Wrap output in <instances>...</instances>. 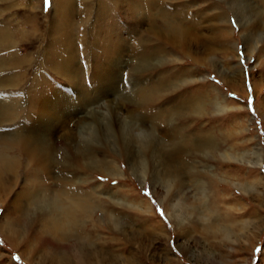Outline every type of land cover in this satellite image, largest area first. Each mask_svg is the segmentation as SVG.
Masks as SVG:
<instances>
[{
	"label": "rangeland",
	"instance_id": "374dc122",
	"mask_svg": "<svg viewBox=\"0 0 264 264\" xmlns=\"http://www.w3.org/2000/svg\"><path fill=\"white\" fill-rule=\"evenodd\" d=\"M63 1L69 5L67 15L63 13L66 16H62L68 18L64 23V29L67 28L66 30L70 32L69 37H73L76 50V61L73 63L79 71L83 72L89 64L91 52L96 51L100 55L101 51L105 50L107 46L105 41L108 43V36L115 28L116 37L120 40L123 38L122 42L129 45V50L136 49L140 43H150L145 49L150 45H158L156 38L148 32L152 24L156 26L153 22V13L158 8L145 2L141 3L140 0ZM132 1L136 2L135 5H140V11L136 14L130 7ZM162 1L167 8L166 12L184 8L189 16L191 21L189 53L185 55L178 49L169 48L177 42L166 40V52L169 54L167 58L175 60L174 63L149 69H136L135 64L130 65L120 79L118 78L121 94L113 98H104L93 108L78 111V116L70 118L72 122L68 123V119L65 121L67 125H61L60 133L63 134L57 133L55 136L57 139L54 136L52 140L51 137L45 139L49 144L56 143L69 132L74 133L75 130L72 131V128L77 126L80 118L83 119L93 113L103 114L105 118L101 119L99 128L104 127L107 119L109 131L103 132L98 139L93 136V140L88 141L92 144L89 156L104 170L113 168V173L102 174L86 170L74 174L75 178L74 175L71 176L70 171L54 167L55 174L52 178L42 173L40 180L47 189L50 187L54 189L53 184L60 185L58 178L64 175L70 178L71 182H79L73 187L74 189L76 187L75 190L78 192H95L98 196L101 206L100 210L94 213L95 222L85 223L83 227L84 236L94 245V248L88 249L96 251L95 255L99 254L96 256L95 264H264V28L258 25L253 27L260 16L264 22V0ZM0 9L3 15L6 14L4 19H10L9 25L7 24L10 31L13 32V29L17 28L14 49L9 53L5 50L0 53V58L2 57L4 61L0 77L10 80L17 88L14 90L8 88L6 92L0 93H7L9 96L18 94L21 97V113L27 109L28 98L24 95L33 77L37 79L35 82L43 81L48 86H59L61 93L67 89V98H74V86L61 81L56 73H52L50 69L45 70L43 65L44 55H47L52 46L53 49L61 48L59 42L60 38L62 39L60 34L62 32L56 31L57 29L52 31L51 27L54 19L55 22H59L58 12L52 8V0H0ZM239 13L243 15L242 19L239 18ZM31 20L34 24L33 29ZM184 27L190 28L189 25ZM252 44L258 46L255 48ZM23 58H30V62L21 63L20 60ZM126 58L128 61L132 59L135 63L133 57L128 55ZM101 62H104V59ZM41 69L44 71L39 75L37 72ZM158 80L161 81L159 93L157 97L149 100L152 106L148 107V103H143L141 111L138 110L139 107L134 110L132 106L128 105V108L121 100L124 99V94L131 93L134 86L139 83L153 86L156 81L159 83ZM60 92L58 95L62 100V97L67 95ZM175 99L176 103L180 100L186 106L172 108ZM213 100L222 102L224 110L199 117L192 115V110L188 108L194 101L209 103ZM109 102L117 106L118 112L123 113L122 118L125 121L129 117L137 120L135 132L145 130V134L151 135L152 140L159 145L158 150H161V147L172 146L175 141L188 136H191V142L192 139L210 136L212 139L220 140L214 141L222 143L224 152L229 153L230 157L244 155L243 159L242 156L238 158L240 162L215 161L210 157L203 159L205 155L202 152H194L192 157L183 155L192 168L199 170L206 168L208 171L202 172L198 178L206 184L209 191L211 190V194L216 196L219 211L226 212L229 218L232 217L233 220H230L232 223L245 222L247 228L240 230L241 233L238 231L241 236L243 235L242 238L224 240L220 236L208 237L202 233L200 226L193 222L196 216L194 214L189 216V213L184 214V217L182 214L184 221L180 227L174 226L168 214V206H174L179 198L180 201L183 199V205L190 204L191 199L186 201L184 198L186 194L193 195L191 189L189 190V184L195 176L183 179L186 189L183 188L180 194L177 189L170 193L162 187L158 177L163 175L159 167L165 166L163 157L157 153L155 156L158 157H152L154 155L149 152L142 155L144 149L142 151H138L136 147L131 149L127 140L119 133L121 127H118L117 120L110 114L107 107L111 106ZM122 104H125L124 108L127 111L122 109ZM57 113L66 115V110L61 108ZM160 114L162 117H157ZM89 128L86 135L95 129ZM77 131L79 133L80 128H76ZM4 132L7 133L1 128L0 134L3 135ZM143 134L141 133L142 137ZM54 138L56 142L53 141ZM57 147L62 150V146ZM162 155L166 156L165 153ZM14 157L19 155L16 153ZM157 161L159 165L156 164ZM140 162L144 167L143 173L135 171L134 165ZM250 162L254 165H249ZM24 175V168L18 169L17 176L15 175L18 178L14 176L9 184L10 193L0 195V224L3 226L9 216L17 214L18 201L24 198L23 191L29 185ZM250 182L258 185V196L252 198L248 196L246 186ZM177 185L179 187L180 183ZM175 186L176 184L173 185ZM104 209L111 212L110 216L115 221L108 227L102 218ZM23 228L26 229L28 226ZM29 236L27 230L17 245L7 240L0 228V264H53L48 257L54 250L47 246H36L37 250H30L32 245ZM73 243V241L63 243L67 249L65 247L59 249L58 254L65 255ZM54 262L61 264L59 261Z\"/></svg>",
	"mask_w": 264,
	"mask_h": 264
},
{
	"label": "bare ground",
	"instance_id": "6f19581e",
	"mask_svg": "<svg viewBox=\"0 0 264 264\" xmlns=\"http://www.w3.org/2000/svg\"><path fill=\"white\" fill-rule=\"evenodd\" d=\"M134 1L130 3V7L136 14V12L140 11V5H135L136 2ZM140 2H145L154 8H158L157 11L153 13V22H155L156 26L154 27V24H152V28L148 30L151 36L156 38L158 45H150V47L145 49V46H149L150 43H140L137 44L136 49L129 50V45L122 42L123 38L120 40L116 37L117 34L114 31L116 28L114 30L111 29L112 31L108 36V43L105 41L107 44L105 50H100V55H98L96 51L91 52L88 58L89 64L82 72L79 71V69L77 70L75 63H73L76 61V50L74 48L75 44L73 43V37H69L70 32L69 30H66L67 28L64 29V23L65 21H68V18H62V16L67 15L69 5H67L63 0H52V8L58 12L57 16L59 22H55L54 19L51 23V27L52 31L57 29L56 31L62 32L60 33L62 36V39L60 38V42L56 38V41L61 44V48L57 47V49H53L52 46L47 55H44L45 60L43 61V65L45 70L48 71V69H50L52 73H56L61 81L74 86L75 97L68 99L67 89L61 93L59 91V86H48L47 83L43 81L35 82L37 79L33 77L28 83L30 87L24 95L28 98V106L26 111L23 110L21 113V97L18 94L9 96L7 93V95L5 93H0V127L3 131L7 132H4L3 135L0 134V195L7 194L10 191L9 186L11 185L9 184L14 179L13 177L15 175L17 176L18 169L21 170L22 167L25 170L24 176L27 177V181L29 182V185L26 186L23 191V200L18 201L19 203L16 211L17 214L9 216L4 222V226L0 224L1 232L7 240L18 245L19 240L28 230L31 236H29L31 238L30 243L32 245L30 250L34 249L35 251V249L37 250V247L39 246H47L50 250H54V252L48 257L49 261L53 264H55L54 261H59L61 264H95L94 261H96V256L99 254L95 255L96 251L88 249L90 247L94 248V245L90 240H88V237L84 236L83 227L85 226V223L95 222V218L93 216L96 211L100 210L101 205L99 204L101 203L99 202L98 196L95 192L85 193L75 190L76 187L75 189L73 188L74 184H78L79 182H71V180H69L70 178L65 177L64 175L61 178H58L60 185L53 184L54 189H52V187L47 189L42 184L40 175L45 173L52 178L55 174L53 169L54 167L55 169L62 168L70 171L71 176L86 170H94L102 174L113 173V168L104 170L99 163L89 156V152L92 148L90 145L92 144L88 141H92L93 136L98 139L103 132L108 133L109 131V121L107 119L104 127H102V129L99 128L101 119L105 118V115L93 113L87 117H83V119L80 118V121L78 120L77 122V126L75 125L76 128H80L79 133L78 131L76 132V128L74 127V129L72 128V131L75 130L74 133L69 132L67 136H62L58 139V142H56L55 136L57 133L62 131L61 125H67L71 121V117L75 118L78 116V111L93 108L102 99H108V97L113 98L114 96L121 94L119 93L120 80L118 81V78L123 75V72H125L130 65L135 64L136 69H149L152 67H160L164 64L174 63L175 60L167 58L169 54L166 52V40L176 41L177 44L170 45L169 48L173 50L178 49L185 55L189 53V50H191L190 43L188 42L189 33L191 32V21L184 8H178L175 12H166L167 8L163 4L164 1L162 0H140ZM63 13H66V15H63ZM241 13H239L240 19L243 17ZM5 15L0 12V53L3 50L8 53L12 51L15 47V39L17 36V28L13 29L14 33L10 31V28H8V20L10 19H4ZM261 18V16L257 18V22H255L256 24L253 25V27L258 25L259 27L264 28V22ZM32 20L30 21L31 24ZM240 21L242 22L243 20ZM114 24H112L113 27H115ZM186 25H189L190 28L186 29L184 27ZM33 26L34 24H32V29ZM247 37L249 38L252 36ZM248 38H246V40H249ZM17 39H19V37ZM184 41L187 43L185 44ZM246 52L249 53L248 50ZM128 55L133 57L135 63L132 62V59L129 61L127 60L128 58H126V56ZM102 59H104V62H101ZM20 62H30V58H23ZM3 66L4 61L1 57L0 73H2ZM44 69L39 70V72L36 70V72L38 74L42 73ZM34 75H36V73ZM36 77L38 78V75ZM160 84L161 81H159V83L156 81L153 86H148L145 83H139L134 86L131 93L128 92V95H126L127 93L124 94L123 96L125 97L121 100L125 102L127 107L128 105L132 106L134 110H137L136 108L139 107L138 110L141 111L143 103H148V107L152 106L149 100L153 97H157ZM8 88L14 90L17 87L10 80H5L0 77V91L6 92ZM58 92L63 95L66 94L67 96L64 98L62 97L61 100ZM58 97L60 100H58ZM121 102L122 101H120V103ZM173 103L174 105L172 108H175L174 106L177 108H183L186 106L184 105V102L180 100L176 103V99ZM125 104H122V109H125ZM107 107H109L112 118L117 120L118 127H121L119 129V133L127 140L131 149L136 147L138 151H142L144 149L145 152L142 151V155L149 152L154 155H151L152 157H163L162 159L165 166H160L158 161L156 164L159 165L160 170L163 173V175L158 177V180L161 182V186L166 188L167 191H170L171 193L173 189L174 191L177 189L179 194L182 193L185 183L183 179L191 175H193V177L195 176L189 184V190L191 189L193 195L188 196V194H186L187 199L186 197H183L186 201L191 199L190 204L187 206L183 205V199L180 201L179 198L174 206H168V214L174 226L180 227L184 221L182 214L184 217V214L189 213V216L190 214H194V216H196V219H194L193 222L198 224L202 233L208 237L216 238L220 236L224 238V240H236L238 237H243V235L241 236L238 231L245 230L247 228L245 222L236 224L232 223L230 221L232 217L229 218L226 212L221 213L216 203V196L211 194V190L209 191L207 189L206 184L199 180L198 176L202 172L206 173V168H203V170H199L197 168L194 169L184 158L192 157L194 152H202L203 155H205L203 159L210 157L215 161L222 160L223 162H229L230 160H238V162H240V157L242 156L243 159L244 155L237 154L236 158L230 157L229 153L224 152L223 144L216 143L220 142V140L215 138L212 139L210 136L197 137L198 139H192V142L191 136H188L187 138L175 141L172 146L167 148L161 147V150H158L159 145L152 140L151 135L145 134V130H141L138 133L135 132L137 128L135 126V121L137 120L133 117H129L128 120L125 121V119L122 118L123 113L118 112L119 109H116L117 106L115 107V105L111 103V106L108 105ZM61 108H65L66 115H60L57 113ZM188 108L192 110V115L199 117L202 115L209 116L224 110L222 102L218 103L214 100L209 103L194 101L189 104ZM151 109L149 108V110ZM173 111H175V109ZM61 112L64 113L63 110H61ZM60 117L62 120H60ZM157 117L161 118L162 115H157ZM68 119L69 121L66 123L65 121ZM88 127L95 129L91 134L86 135ZM12 128L15 132H12ZM141 133H144L143 137ZM60 134H63V132ZM53 136L55 137L53 141L56 143L49 144L45 141L48 137H51L52 140ZM58 145L62 146L64 153L62 150L60 151L58 149ZM222 150L223 152H221ZM16 153L19 155L20 159L19 157H14ZM156 153L158 156H155ZM163 153H165L166 156L162 155ZM175 156L176 159H174ZM180 156L181 158L179 159ZM249 165L253 166L254 163L250 162ZM134 166H136V172L143 173L142 171L144 167L141 162L140 164H136ZM31 167L33 168L31 169ZM153 179L155 181V178ZM179 183L180 186L178 187L177 184ZM174 184H176L175 187H173ZM184 189H186V186ZM257 189L258 185L253 182H250L246 186V192L250 198L258 196ZM111 201H113V199ZM26 202L27 205H25ZM187 208L188 211H186ZM104 212L105 213L102 215V218L104 219V222L108 224L106 227L111 226V224H114L115 222L110 216L111 212L106 209H104ZM24 226H28V228L25 229L23 228ZM68 241L74 242L73 245L69 247V251H67L65 255L58 254L59 249L67 247L62 244H65V242Z\"/></svg>",
	"mask_w": 264,
	"mask_h": 264
}]
</instances>
